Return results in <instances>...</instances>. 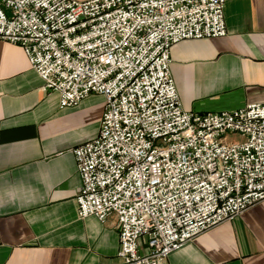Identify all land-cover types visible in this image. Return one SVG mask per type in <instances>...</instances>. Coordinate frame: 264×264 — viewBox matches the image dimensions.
<instances>
[{"label":"built area","instance_id":"built-area-1","mask_svg":"<svg viewBox=\"0 0 264 264\" xmlns=\"http://www.w3.org/2000/svg\"><path fill=\"white\" fill-rule=\"evenodd\" d=\"M225 2L0 0V40L62 107L105 97L98 135L73 150L77 213L117 217L121 264H164L264 200V102L190 111L171 71L174 44L227 35Z\"/></svg>","mask_w":264,"mask_h":264},{"label":"crops","instance_id":"crops-1","mask_svg":"<svg viewBox=\"0 0 264 264\" xmlns=\"http://www.w3.org/2000/svg\"><path fill=\"white\" fill-rule=\"evenodd\" d=\"M227 35L172 46L185 109L264 102V0H226ZM23 47L0 40V264H121L117 217L80 218L74 148L100 130L105 97L61 106ZM146 239H143L145 242ZM164 264H264V200L171 253Z\"/></svg>","mask_w":264,"mask_h":264}]
</instances>
